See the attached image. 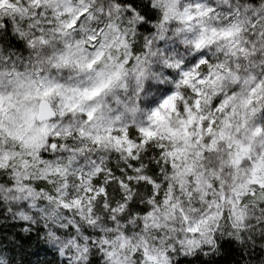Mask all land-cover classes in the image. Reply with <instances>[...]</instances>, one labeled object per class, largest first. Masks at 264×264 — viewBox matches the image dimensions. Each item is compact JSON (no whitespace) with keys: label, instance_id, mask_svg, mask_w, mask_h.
<instances>
[{"label":"clouds","instance_id":"obj_1","mask_svg":"<svg viewBox=\"0 0 264 264\" xmlns=\"http://www.w3.org/2000/svg\"><path fill=\"white\" fill-rule=\"evenodd\" d=\"M0 264H264V0H0Z\"/></svg>","mask_w":264,"mask_h":264},{"label":"trees","instance_id":"obj_2","mask_svg":"<svg viewBox=\"0 0 264 264\" xmlns=\"http://www.w3.org/2000/svg\"><path fill=\"white\" fill-rule=\"evenodd\" d=\"M25 243H27V241H25ZM41 251H43V249H41ZM38 254V253H37Z\"/></svg>","mask_w":264,"mask_h":264}]
</instances>
